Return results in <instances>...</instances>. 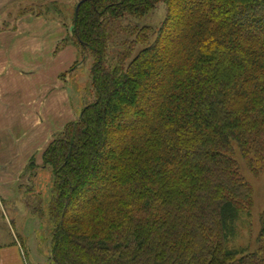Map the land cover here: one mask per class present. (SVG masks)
I'll list each match as a JSON object with an SVG mask.
<instances>
[{
  "label": "trees",
  "instance_id": "16d2710c",
  "mask_svg": "<svg viewBox=\"0 0 264 264\" xmlns=\"http://www.w3.org/2000/svg\"><path fill=\"white\" fill-rule=\"evenodd\" d=\"M78 1L90 96L42 155L54 264H264V210L259 248L230 244L253 206L235 145L264 161V0Z\"/></svg>",
  "mask_w": 264,
  "mask_h": 264
},
{
  "label": "crops",
  "instance_id": "0c3cea01",
  "mask_svg": "<svg viewBox=\"0 0 264 264\" xmlns=\"http://www.w3.org/2000/svg\"><path fill=\"white\" fill-rule=\"evenodd\" d=\"M24 1L35 4L34 0H0V210L3 213L6 202L14 199L20 186L28 184L22 175L31 159L42 164L49 143L68 122L75 120L62 125L71 111L62 73L77 62L78 48L69 45L59 49L58 45L65 41L66 28L55 17L20 11ZM30 221L34 225L40 223L38 218ZM9 223L12 230L13 221L10 219ZM31 223L20 225L24 236L12 234L0 243V264H26L25 246L35 243L29 238L27 226Z\"/></svg>",
  "mask_w": 264,
  "mask_h": 264
},
{
  "label": "rangeland",
  "instance_id": "374dc122",
  "mask_svg": "<svg viewBox=\"0 0 264 264\" xmlns=\"http://www.w3.org/2000/svg\"><path fill=\"white\" fill-rule=\"evenodd\" d=\"M34 1L36 7L32 6V2L25 3L24 1L20 11H25L28 7L32 9L33 7L35 11H44L43 15L46 17H55L66 28V35L63 38L65 41H61L58 48L64 49V47L69 45L76 47L75 43L70 39L72 7L75 4V0ZM54 1L56 3H52ZM45 2H47L46 4L48 6L39 7L36 5V3ZM164 16L165 7L160 4L155 11L145 17L144 22L153 27H157ZM81 59L82 57L78 52L77 61H80L79 64L63 69L62 79L66 81L69 90V104L72 112L69 111L65 115L62 125L72 119L76 120L80 116L81 109L90 96V68L92 66V59L90 57ZM235 158L240 164L242 174L252 186L253 206L250 216L248 214H242L236 222L237 233L230 240V244L235 247H244L248 249L247 251H256L260 246L257 242V237L261 229L260 215L264 210V161L262 162V166H258L257 171H255L251 168L248 160L241 155L237 145H235ZM34 161L37 165L36 168L31 169L27 166L24 170V175H22L24 177L23 181L28 184L20 186L19 192L18 190L16 192L18 195L16 194L13 197L14 199L8 200V203L6 202L7 208L4 209V213L0 210V243L6 242L14 234L22 236L24 229L20 225L23 222L31 223V218H38L39 224L34 225L31 223L30 226H27L29 229V238H33L35 243H32L29 246L30 248L27 245L25 246V262L26 264H35L33 262L34 260L38 264H54L51 258V232L53 222L47 212L48 200L52 190L53 174L50 168L42 166L35 158ZM27 173L28 175H25ZM31 185L35 187L34 191L26 192L25 187ZM34 192L37 195H33ZM29 194L32 197L37 196L42 200V213L39 215L32 212L31 207L26 205ZM10 219L13 221L12 230L9 227ZM23 240H26V237H23ZM33 257L36 259H33Z\"/></svg>",
  "mask_w": 264,
  "mask_h": 264
},
{
  "label": "water",
  "instance_id": "95a60500",
  "mask_svg": "<svg viewBox=\"0 0 264 264\" xmlns=\"http://www.w3.org/2000/svg\"><path fill=\"white\" fill-rule=\"evenodd\" d=\"M85 0H79L78 3H77V6H76V9H75V12L77 13L78 12V9H79V6L81 4V2H83Z\"/></svg>",
  "mask_w": 264,
  "mask_h": 264
}]
</instances>
